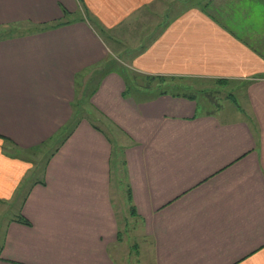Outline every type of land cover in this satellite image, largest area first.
<instances>
[{
  "label": "crops",
  "instance_id": "0c3cea01",
  "mask_svg": "<svg viewBox=\"0 0 264 264\" xmlns=\"http://www.w3.org/2000/svg\"><path fill=\"white\" fill-rule=\"evenodd\" d=\"M243 1L0 0V264L122 263L114 145L149 241L145 264H264V23ZM110 30L120 37L107 40ZM112 42L146 82L132 81L139 92L116 65L97 69ZM93 69L90 105L128 142L82 117L24 187L34 162L13 148L33 150L67 124ZM146 75L232 84L233 116L149 88Z\"/></svg>",
  "mask_w": 264,
  "mask_h": 264
},
{
  "label": "rangeland",
  "instance_id": "374dc122",
  "mask_svg": "<svg viewBox=\"0 0 264 264\" xmlns=\"http://www.w3.org/2000/svg\"><path fill=\"white\" fill-rule=\"evenodd\" d=\"M174 0H166V5H169ZM178 1V0H177ZM182 3H177V5L185 4V1L188 0H181ZM185 3H184V2ZM205 0H201V3H203ZM243 2H246L245 0ZM250 11L255 14L253 16H249L250 18H253L256 25L263 24L264 20V2L262 0H250ZM168 5V6H169ZM244 20V18H243ZM139 30H135L130 32L129 35L126 34L127 37H124L126 44H130V42L135 43L139 40H136V37L139 36ZM110 34H112V38H117V36L120 37V35L117 33V31H105L103 32V35L106 37L107 40H110ZM117 36H116V35ZM122 35V32H121ZM141 36V33H140ZM123 38V36L121 37ZM110 43V41H108ZM112 46H110L111 51L110 54L112 55L113 52H115L112 57L105 62H101L97 67V69L105 68L104 70L110 68L111 66L118 65V66H125V63L121 61L120 59L116 58V56L119 57H126V46L120 47L114 42H112ZM133 49V48H132ZM137 49V48H136ZM134 49V50H136ZM116 63V64H114ZM96 69V70H97ZM98 71V70H97ZM97 71H94V69L91 71L93 73L90 83L88 84V87L86 88L85 93L83 96L78 99L76 103H79V105L76 107L75 111L73 112V120L77 118L80 115L81 110H83V114L90 115L93 117L97 122L112 136V138L116 141L117 145L125 144L128 142L127 135L121 132V129L114 126L113 123L109 122L107 119H105L102 114L98 111H96L91 105L89 101L90 91L93 87L91 82L95 81L96 75L95 73ZM90 73V75L92 74ZM88 75V76H90ZM139 82H142L143 80L138 77L136 78ZM135 78L132 79L137 81ZM144 82V81H143ZM152 82V81H151ZM146 83V82H144ZM149 83V82H148ZM153 86L151 88H154L156 86L155 82L153 83ZM189 85H194L195 88L193 90H189L190 93H193L196 95V97L201 101L200 109H204L206 111L208 110H214L219 111V114L222 117H231L233 114L230 113V105L232 107L235 106V103L231 99L233 96V93L235 94V90H230L232 84H218V82L213 80H199L198 82L196 80H189ZM129 93H135L138 90H135L133 86L131 88H128ZM139 92V91H138ZM232 100V101H231ZM230 101V105L228 107H224L228 104ZM224 107L219 110L220 108ZM230 107V108H229ZM69 125V124H68ZM67 127L63 130H58L56 134L47 142H44L40 144L37 148H34L33 150H25L20 148H13L14 151H21L24 152L28 158L32 159L34 162V167L24 176L22 183L24 184V187L27 183L31 181V179H34L35 177L40 175V171L45 165L46 160L50 156V153L54 150V148L59 144V141L63 137V134L65 133ZM62 134V135H61ZM60 136V138H59ZM117 147V146H116ZM121 148V147H119ZM118 149V147H117ZM123 154L121 150H118L116 154H114L113 160L115 162V166L112 169V197L113 202L117 211L118 220L120 221V230H121V240L119 243L120 246V260H122V263L119 264H145V261L148 260L149 254L147 251V248H149V241L148 239L144 238V226L142 225L141 221L137 219L132 212L129 210L130 201L127 197V191H126V185H127V175L125 170V164L123 163ZM25 190V189H24ZM23 190V191H24ZM22 191V193H23ZM21 193V194H22ZM20 203V198L15 199L12 204H10V209H15L18 207ZM2 237L3 234L0 232V247L2 244ZM111 250H113V246H110Z\"/></svg>",
  "mask_w": 264,
  "mask_h": 264
},
{
  "label": "trees",
  "instance_id": "16d2710c",
  "mask_svg": "<svg viewBox=\"0 0 264 264\" xmlns=\"http://www.w3.org/2000/svg\"><path fill=\"white\" fill-rule=\"evenodd\" d=\"M61 21H57L55 23H53L54 25H57L59 23H61ZM116 64V63H114ZM117 66V70L120 72V74L124 77L125 82H126V89L131 88L132 84V79L135 78L133 76V72L130 71L126 66ZM110 68L107 69V71H109ZM105 72V70H103ZM149 82H155L156 87L158 88V90H160L161 93H172L175 95H183V96H188V97H193L192 93L189 92L188 88L190 87L189 84H187V79L188 78H184V77H180V76H173V75H146L144 76ZM136 79V78H135ZM149 83L147 84V87L151 88L153 86V84ZM95 90H91L90 91V95L94 92ZM125 94V91H124ZM233 101H235L234 97H231ZM79 105V103L74 104V111L76 109V107ZM82 117H87L91 123L98 129H102L96 122L95 119L93 117H91L90 115H84L83 114V110H81L80 115L75 118L73 120L72 119L65 125H63L59 130H63L65 129V127H67L65 133L63 134V137L61 138V140L59 141V144L63 143V141H65V139L70 135V133L74 130V128L76 127L77 123L80 121V119ZM69 124V125H68ZM62 135V134H61ZM60 138V136H59ZM8 140V138H6ZM9 141V140H8ZM58 144V145H59ZM57 149V146L56 148ZM118 150H121V148H118L114 145L113 149H112V157H111V166L112 169H114L113 167L115 166V162L113 160L114 154L117 153ZM122 151V150H121ZM123 163L125 164V160L123 159ZM128 198L130 199V201H132V193H131V189L128 187ZM130 211L132 213H136V208L134 206V203L130 204ZM17 220H19L20 222L26 223V224H30V221L28 218H26L24 215H20L17 217Z\"/></svg>",
  "mask_w": 264,
  "mask_h": 264
}]
</instances>
